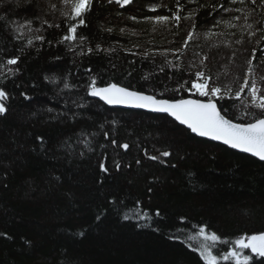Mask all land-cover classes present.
Instances as JSON below:
<instances>
[{
  "label": "trees",
  "instance_id": "trees-1",
  "mask_svg": "<svg viewBox=\"0 0 264 264\" xmlns=\"http://www.w3.org/2000/svg\"><path fill=\"white\" fill-rule=\"evenodd\" d=\"M220 2L234 7L228 0ZM181 3L182 16L196 7ZM153 5L155 11L150 10ZM175 10V0H132L124 7L93 0L91 11L81 17L85 23L78 26L77 39L69 42L63 37L78 19L68 15L63 0H36L30 9H0V15L9 17V23L0 22V87L9 96L8 112L0 116V264H205L199 252L188 247L198 241L186 240L199 227L229 241L218 243L214 254L230 250L231 242L242 235L264 232V163L198 139L166 116L111 109L87 94L90 79L96 77L98 87L117 83L157 99H195L187 91L190 85L173 89L194 79L197 68L213 76L227 68L228 80L246 75L254 45L246 34L243 44L235 42L239 29L213 27L221 17L230 19L229 13L200 10L194 38L185 47L192 21L181 20L177 26L147 19L171 17ZM19 24L26 26L16 31ZM209 30L236 35L208 39L204 34ZM80 37H86L83 43ZM257 47L264 48V43ZM89 48L94 51L88 53ZM109 49L114 51H105ZM206 55L203 67L200 61ZM17 57L16 65H7ZM260 58L257 52L253 66L258 72L264 71ZM221 104L227 109L222 114L233 122L251 119L242 116L240 101L226 99L218 107ZM38 135L46 140L43 153ZM111 138L127 142L129 149L114 151ZM145 150L172 155L154 161ZM104 155L109 174L98 168ZM144 212L152 219H140ZM97 213H102L99 221ZM156 227L159 232L153 231ZM250 264H264V259L253 257Z\"/></svg>",
  "mask_w": 264,
  "mask_h": 264
},
{
  "label": "snow or ice",
  "instance_id": "snow-or-ice-1",
  "mask_svg": "<svg viewBox=\"0 0 264 264\" xmlns=\"http://www.w3.org/2000/svg\"><path fill=\"white\" fill-rule=\"evenodd\" d=\"M114 2L120 7H124L132 2V0H114ZM187 4H195L196 7L189 10L186 16H182L181 12L184 10V4L181 0H175L176 10L172 11L171 17L167 15H157L155 17H148L149 21L154 20L156 24H166L169 21L179 25L181 20H190L191 30L187 33V39L183 41L184 46L187 47L189 41L193 40L196 28L195 17L198 12L204 8H210L211 11L208 13L212 15L214 12H220L221 10L225 13L230 14V19H224L221 17L217 19L213 27H224L227 29H239L241 35L237 37L236 43L243 44L246 39L249 43L254 46L251 49V58L246 60L248 65L246 75L235 76L233 75L228 80V71L226 68L225 73L216 74L215 76L207 74L202 68H197L194 72V79L185 80L182 84H179L173 91H180L185 85H190L187 91L192 96L206 98H180V99H157L156 95H149L143 91L130 90L128 87L121 86L117 83H108L106 86L98 87L96 77L90 79V83L87 85V94L91 97L98 98L107 105H124L138 109H148L153 112L165 113L168 116L174 118L175 121L179 122L180 125L187 127L191 133L199 136L209 138L213 141H220L224 145L229 146L232 149H238L240 152L251 154L252 156L264 161V71L258 72L254 67V61L257 59V52L261 53L260 65H264V48L257 47L264 43V0H228V3L234 5V7H226L223 2L216 0L215 3H200L199 0H185ZM63 3L70 9L68 15L73 19L77 20L78 23L71 24L67 32L68 34L63 37L64 41H75L77 39L76 32L80 25L85 23L82 19V15L88 11H91L93 0H63ZM108 3H113V0H108ZM36 6V0H0V9H11V8H33ZM50 7H56V5H50ZM155 5L151 6L150 10H156ZM257 9L259 11L257 12ZM43 11V10H41ZM234 13H240L241 15H235ZM135 19V17H131ZM43 23L47 21L41 16ZM242 23H238L241 22ZM251 21V22H249ZM0 22L9 23V17L7 15H0ZM15 23V22H11ZM32 21H27V26L30 29ZM25 24H19L16 26V31H20L24 28ZM111 31V29H109ZM123 31V30H121ZM208 39L213 36H225V35H236L235 32H212L209 30L204 34ZM36 40H43L44 37L36 36ZM86 37H80V42ZM33 43L32 39L28 40V44ZM99 50V45H97ZM92 48L88 49V53H92ZM108 52L114 51L113 49L105 50ZM176 51H181L177 49ZM135 54V53H133ZM164 55V53H161ZM17 58H11L7 60V65H16L18 63ZM206 55L200 64L203 67H207L204 64V60H207ZM169 66L179 69L180 65H172L170 61L167 62ZM11 71V69H9ZM87 71L91 72V69ZM160 71L163 72L164 68L161 67ZM227 82L221 83V78ZM45 79H49L45 77ZM143 79H148L147 76ZM235 86V87H234ZM69 84L65 83L64 88H68ZM247 93L245 99L244 94ZM24 98L30 99L24 93ZM9 98L8 93L4 88L0 87V116H4L8 112L5 101ZM233 100L240 101V110L242 116L251 117L249 122H233L232 119L227 118L225 114L226 108L220 104L221 101ZM80 106V105H78ZM237 105L234 103L233 107ZM252 109L257 111L253 112ZM49 112L53 109L49 108ZM35 115V113H33ZM59 115L57 114L58 118ZM76 114H73L75 118ZM115 123V122H112ZM81 135H84L81 132ZM93 135H96L93 133ZM105 140H109V133L104 132ZM36 140L40 141V151L43 153L46 147V140L43 136H36ZM66 143V142H65ZM85 143H88L85 141ZM108 145L101 144V148H106ZM110 146L115 151L116 148H122L125 152L129 149L127 142L119 143L115 138L110 139ZM36 149L33 148L32 151ZM89 151H92L89 148ZM145 155L150 160H158L162 157H169L172 153L168 150L161 151L159 156L149 155L145 150ZM108 157L104 155L103 159L98 163L99 171L104 174H109L111 169L106 166ZM140 163L139 160L136 161ZM113 165L116 171H120L121 164L119 160H113ZM172 167H175L173 164ZM58 179V178H57ZM151 191V189H149ZM113 203L115 201H112ZM102 213H97L96 220L101 219ZM155 215L160 216V212L157 210ZM125 219L129 217L125 216ZM140 219L151 220L147 212H144ZM183 219V218H181ZM195 228V225H193ZM153 231L159 232V227L153 229ZM3 235V234H0ZM79 235L83 236L84 232L81 231ZM169 239H179V237L169 236ZM187 241H198V244H189L193 251H198L199 256L204 260L205 264H220V261H232L233 264H250L253 259L251 255L245 254L244 250H251V253L258 257H264V232L259 234L240 236L231 243L234 245L230 250L221 253H213V249L217 244L227 245L229 241L222 240L219 235L215 232L206 230V227H199L198 231L194 235H187Z\"/></svg>",
  "mask_w": 264,
  "mask_h": 264
},
{
  "label": "water",
  "instance_id": "water-1",
  "mask_svg": "<svg viewBox=\"0 0 264 264\" xmlns=\"http://www.w3.org/2000/svg\"><path fill=\"white\" fill-rule=\"evenodd\" d=\"M95 99H96L97 101L101 102L103 105H105V106H107L108 108H111V109H121V110H126V111H138V112H144V113L153 114V115L166 116V117L170 118L172 121H174L176 124H178L179 126H181L182 128L186 129L187 131H189V132L191 133V131L188 130L186 126H184V125H180L179 122L175 121L174 118L168 116V115L165 114V113L153 112V111H150V110H148V109L132 108V107L124 106V105H107V104H104L103 101H100L98 98H95ZM191 134H192L194 137L198 138V139L205 140V141H208V142H211V143H214V144L221 145V146L226 147V148H228V149H230V150H232V151H234V152H237V153H239V154H243V155L249 156V157H251V158H253V159H256V160H258V161L264 163V161L259 160L258 158L252 156L251 154L240 152L238 149H232V148H230L229 146L224 145V144H223L222 142H220V141H213V140H211V139H209V138L199 137V136H197V135H195V134H193V133H191ZM246 251H249V252L251 253V250H246ZM251 255H252L253 257H258V256H256V255L253 254V253H251ZM259 258L264 259V257H259Z\"/></svg>",
  "mask_w": 264,
  "mask_h": 264
},
{
  "label": "rangeland",
  "instance_id": "rangeland-1",
  "mask_svg": "<svg viewBox=\"0 0 264 264\" xmlns=\"http://www.w3.org/2000/svg\"><path fill=\"white\" fill-rule=\"evenodd\" d=\"M113 2H114V0H113ZM69 42H73V41L70 40ZM198 98H200V97H198ZM200 99H206V98H200Z\"/></svg>",
  "mask_w": 264,
  "mask_h": 264
}]
</instances>
